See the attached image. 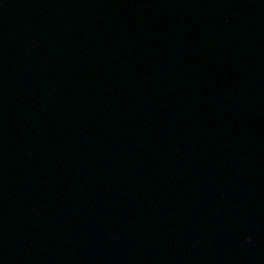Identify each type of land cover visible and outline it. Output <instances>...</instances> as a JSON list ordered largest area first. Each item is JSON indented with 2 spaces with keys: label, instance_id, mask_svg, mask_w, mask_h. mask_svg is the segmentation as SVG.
<instances>
[{
  "label": "water",
  "instance_id": "obj_1",
  "mask_svg": "<svg viewBox=\"0 0 264 264\" xmlns=\"http://www.w3.org/2000/svg\"><path fill=\"white\" fill-rule=\"evenodd\" d=\"M0 264H264V0H0Z\"/></svg>",
  "mask_w": 264,
  "mask_h": 264
}]
</instances>
